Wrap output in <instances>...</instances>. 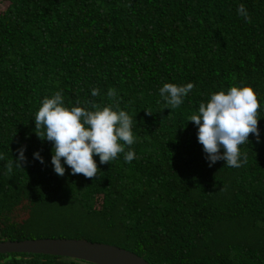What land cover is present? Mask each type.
I'll use <instances>...</instances> for the list:
<instances>
[{
  "label": "trees",
  "instance_id": "trees-1",
  "mask_svg": "<svg viewBox=\"0 0 264 264\" xmlns=\"http://www.w3.org/2000/svg\"><path fill=\"white\" fill-rule=\"evenodd\" d=\"M2 3L0 241L80 238L151 264H264V0ZM241 4L250 23L237 13ZM190 82L182 105L166 108L159 88ZM244 85L258 94L260 140L250 134L241 145V167H209L190 116L212 93ZM109 89L133 118L135 158L100 164L95 156V179L67 164L57 175L53 143L35 131L43 99L62 91L66 105L103 107L113 103ZM23 145L27 162L18 167ZM0 264L93 263L0 253Z\"/></svg>",
  "mask_w": 264,
  "mask_h": 264
},
{
  "label": "clouds",
  "instance_id": "clouds-1",
  "mask_svg": "<svg viewBox=\"0 0 264 264\" xmlns=\"http://www.w3.org/2000/svg\"><path fill=\"white\" fill-rule=\"evenodd\" d=\"M237 13L245 22H251L243 4L238 6ZM193 88L191 82L185 85L165 83L159 88V96L167 104L166 108L176 109ZM91 95L97 97L100 92L94 88ZM117 95L115 89H109L107 96L113 103L103 107L91 100L83 105L79 101L73 106L66 105L62 91L43 99L35 115V131L39 138L53 143L52 164L57 175L65 174L64 165L67 164L73 175L83 174L85 178L95 179L100 171L95 156H99L100 164L112 162L120 154L126 163L135 158V151L130 149L136 142L133 118L120 108ZM260 107L252 85L231 86L227 91L212 93L207 102L200 103L198 112H194L189 121L198 126L197 139L203 145L209 167L220 160L234 168L247 163V153H241V145L249 143L250 134H255L259 142ZM17 151L15 163L23 167L27 162L26 145ZM34 158L44 163L39 151L34 153ZM12 167L13 162L9 161L7 171L11 172Z\"/></svg>",
  "mask_w": 264,
  "mask_h": 264
},
{
  "label": "water",
  "instance_id": "water-1",
  "mask_svg": "<svg viewBox=\"0 0 264 264\" xmlns=\"http://www.w3.org/2000/svg\"><path fill=\"white\" fill-rule=\"evenodd\" d=\"M0 253H33L70 257L93 264H150L116 245L76 238H30L0 241Z\"/></svg>",
  "mask_w": 264,
  "mask_h": 264
},
{
  "label": "rangeland",
  "instance_id": "rangeland-1",
  "mask_svg": "<svg viewBox=\"0 0 264 264\" xmlns=\"http://www.w3.org/2000/svg\"><path fill=\"white\" fill-rule=\"evenodd\" d=\"M4 7V3L0 4V9H2Z\"/></svg>",
  "mask_w": 264,
  "mask_h": 264
}]
</instances>
